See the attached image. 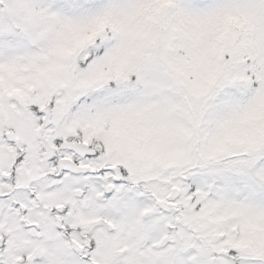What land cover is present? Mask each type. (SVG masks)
<instances>
[{"label": "snow or ice", "instance_id": "1", "mask_svg": "<svg viewBox=\"0 0 264 264\" xmlns=\"http://www.w3.org/2000/svg\"><path fill=\"white\" fill-rule=\"evenodd\" d=\"M0 264H264V0H0Z\"/></svg>", "mask_w": 264, "mask_h": 264}]
</instances>
